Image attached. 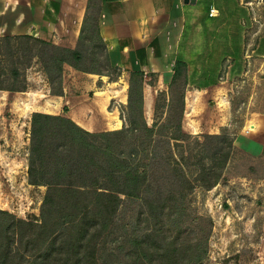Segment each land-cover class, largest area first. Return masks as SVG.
<instances>
[{"label": "trees", "instance_id": "1", "mask_svg": "<svg viewBox=\"0 0 264 264\" xmlns=\"http://www.w3.org/2000/svg\"><path fill=\"white\" fill-rule=\"evenodd\" d=\"M95 7L93 15L88 4L74 49L31 36L21 37L27 42H15L16 51L25 54L34 50L52 96L62 95L64 66L108 77L109 82L121 76L120 69L110 65L99 31L100 12ZM3 39L6 50L10 49L12 37ZM186 71L187 65L177 61L168 91L157 94L166 101L167 112L177 102L175 124H147L143 111L144 78L140 72L130 75L127 103L119 110L121 129L88 132L65 116L66 107L62 115L31 114L29 184L43 186L46 191L37 221L17 219L0 210V216L6 217L0 225V264L201 262L203 255L196 253L194 243L168 241L157 229V224L166 225L180 218L194 189L192 181L209 190L222 180L230 155V145H226L223 134L203 135V141H197L200 149L194 154L185 149L190 138L182 129ZM10 77H19L14 66ZM177 85L181 89L175 92ZM0 90L24 91L3 88L1 82ZM159 107L156 105L155 109ZM192 160L195 171L191 181L185 167ZM126 211L132 213L123 226L127 233L121 241L115 240L119 241L116 248L108 247L103 259L99 255V247L105 246L101 233L107 235L126 216ZM141 222L154 224L136 230Z\"/></svg>", "mask_w": 264, "mask_h": 264}, {"label": "rangeland", "instance_id": "2", "mask_svg": "<svg viewBox=\"0 0 264 264\" xmlns=\"http://www.w3.org/2000/svg\"><path fill=\"white\" fill-rule=\"evenodd\" d=\"M213 1L223 7V12L240 17L243 28H247L249 24L264 23V0H240L242 4L236 8L224 5L226 0ZM91 13H96L95 5L91 7ZM256 32L262 33V30ZM21 37H12L9 41L11 48L7 50L6 39L0 38V82L3 88L28 93L26 95L0 90V210L17 219L37 221L46 188L29 184L30 117L36 110H43L42 106L50 113H55L60 105L44 102L46 99L31 94L35 91L46 93L49 86L38 59L34 57V50L25 54L16 51L15 42H27ZM254 44L255 42H244L241 53L244 59L236 64L231 78L226 76L230 63L221 66L218 83L205 93L208 95L207 102L201 104L199 100L194 110H188L187 114L184 110L183 113L182 129L185 134L190 135L185 143L186 150L196 153L200 149L197 141L202 142V136L209 135L204 132L216 131L222 123L225 125L217 135L223 134L226 145H230L229 160L223 170L222 180L209 190L192 181L195 160L187 161L185 168L194 187L189 202L184 205L180 218L166 225L157 224V229L169 238L168 241L194 243L196 253L203 255L199 264H264V157L263 153L253 154L248 144L241 141L244 127L249 126L250 118L260 113L258 103L262 101L260 102L259 94L264 90L258 73L259 62L252 52ZM13 66L19 73L17 79L10 77ZM100 70L104 74H110L104 68ZM63 74L69 75V71L63 69ZM97 87H102V84L98 82ZM180 89L181 86L177 85L175 92ZM85 94L84 102H91L93 92L86 91ZM261 104L264 107V101ZM113 105L112 103L109 110ZM156 105L160 106L157 110ZM165 105L166 101L163 102L156 95L154 110L149 112L143 109L148 125H152L154 121L176 123L177 102H173L168 112ZM87 114L90 112L83 113L82 117L88 119ZM119 121L122 127L123 120L119 118ZM96 124V120H91L89 128L93 129ZM107 128L112 129L111 131L118 130L110 125ZM196 131L201 133L195 134ZM126 212V216H122L107 235L101 233L100 239L105 242V246L99 247V255L103 259L108 247L116 248V242L121 241L127 233L123 226L128 224L132 213ZM4 221L6 217L0 216V225ZM153 224L137 223L136 230ZM116 239L118 240L115 241ZM123 246L128 249L126 244Z\"/></svg>", "mask_w": 264, "mask_h": 264}, {"label": "crops", "instance_id": "3", "mask_svg": "<svg viewBox=\"0 0 264 264\" xmlns=\"http://www.w3.org/2000/svg\"><path fill=\"white\" fill-rule=\"evenodd\" d=\"M88 4L99 9L100 35L111 67L119 68L121 76L117 81L109 82L108 77L81 73L64 66L69 75L63 74L61 96L50 95L49 89L46 93H31L46 99L44 102L59 104V110L50 113L42 106L43 110L36 112L62 115V109L66 107L65 116L86 131H111L108 125L118 129L121 127L118 108L127 103L131 73L143 74V109L152 112L156 95L168 91L174 65L180 61L187 65L184 108L187 114L188 110L195 109L199 100L201 104L208 101L205 93L218 83L224 63H230L226 76L232 77L236 64L244 59L241 54L244 42H255L252 52L259 62L258 73L264 86V23L243 28L240 17L223 12V7L213 0H196L194 5L185 4L184 0H0V38L31 36L74 49ZM241 4L240 0L224 3L234 8ZM211 9L216 13L210 16ZM261 30L262 33L256 32ZM148 80L153 81L149 83ZM98 82L102 87H97ZM86 91H92L94 96L88 103L84 102ZM259 96L263 102L264 90ZM261 103H258L260 113L248 121L254 130L246 134L247 126L244 127L241 141L248 144L253 154L263 153L264 157V107ZM82 111L90 112L88 119L82 117ZM91 120L97 121L93 129L89 128ZM224 125L204 133L217 135Z\"/></svg>", "mask_w": 264, "mask_h": 264}, {"label": "built area", "instance_id": "4", "mask_svg": "<svg viewBox=\"0 0 264 264\" xmlns=\"http://www.w3.org/2000/svg\"><path fill=\"white\" fill-rule=\"evenodd\" d=\"M214 13H216V11L213 10V9H211V10L209 11V15H210V16L213 15ZM253 130H254V127H253V126H248V127L246 128V130H245V133L248 134V133L252 132Z\"/></svg>", "mask_w": 264, "mask_h": 264}, {"label": "water", "instance_id": "5", "mask_svg": "<svg viewBox=\"0 0 264 264\" xmlns=\"http://www.w3.org/2000/svg\"><path fill=\"white\" fill-rule=\"evenodd\" d=\"M195 1L196 0H184V3L185 4H193L194 5L195 4Z\"/></svg>", "mask_w": 264, "mask_h": 264}]
</instances>
